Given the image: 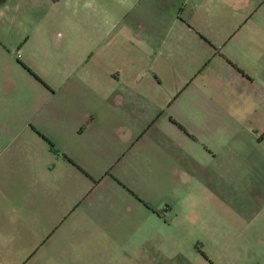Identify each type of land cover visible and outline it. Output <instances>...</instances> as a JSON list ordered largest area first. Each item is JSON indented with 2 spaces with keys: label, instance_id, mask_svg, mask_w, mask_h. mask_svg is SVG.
<instances>
[{
  "label": "rangeland",
  "instance_id": "rangeland-1",
  "mask_svg": "<svg viewBox=\"0 0 264 264\" xmlns=\"http://www.w3.org/2000/svg\"><path fill=\"white\" fill-rule=\"evenodd\" d=\"M243 1L192 32L179 0H0V264H264Z\"/></svg>",
  "mask_w": 264,
  "mask_h": 264
},
{
  "label": "crops",
  "instance_id": "crops-1",
  "mask_svg": "<svg viewBox=\"0 0 264 264\" xmlns=\"http://www.w3.org/2000/svg\"><path fill=\"white\" fill-rule=\"evenodd\" d=\"M231 1H233V4H231ZM179 2L180 6L186 7L188 5L184 9L186 17H182L181 20L192 32H194L195 29L205 31L204 29L207 30V28L212 27L224 32H229L231 30L235 31L245 22L247 14H250L247 10V4L243 0H179ZM200 16L202 20H200V23L196 22ZM246 26H248V23L244 25L245 28ZM226 40L225 37L218 36L214 42L221 44ZM167 47L170 48V44H168ZM174 70L176 71L175 67ZM239 71L243 81H247L252 86L255 84L257 85L254 86L256 91H258L257 93L255 92L254 95V105L264 106V71L260 74L251 75V69H248V65H245L244 68L240 66ZM161 75H163V73ZM260 78H262V84L258 82ZM244 97L247 99L245 95ZM23 157V155L20 156L22 159ZM37 253L31 258H34Z\"/></svg>",
  "mask_w": 264,
  "mask_h": 264
}]
</instances>
